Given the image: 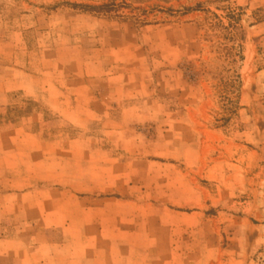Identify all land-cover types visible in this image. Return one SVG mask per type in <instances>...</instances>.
<instances>
[{"label": "rangeland", "instance_id": "obj_1", "mask_svg": "<svg viewBox=\"0 0 264 264\" xmlns=\"http://www.w3.org/2000/svg\"><path fill=\"white\" fill-rule=\"evenodd\" d=\"M0 264H264V0H0Z\"/></svg>", "mask_w": 264, "mask_h": 264}]
</instances>
